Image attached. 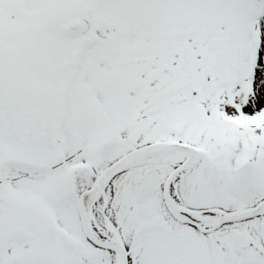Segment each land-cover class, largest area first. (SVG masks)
I'll list each match as a JSON object with an SVG mask.
<instances>
[{"label":"snow or ice","instance_id":"obj_1","mask_svg":"<svg viewBox=\"0 0 264 264\" xmlns=\"http://www.w3.org/2000/svg\"><path fill=\"white\" fill-rule=\"evenodd\" d=\"M0 264H264V0H0Z\"/></svg>","mask_w":264,"mask_h":264}]
</instances>
